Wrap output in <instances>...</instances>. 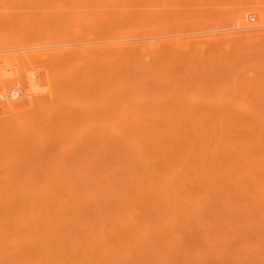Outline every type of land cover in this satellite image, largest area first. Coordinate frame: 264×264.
<instances>
[{
	"label": "bare ground",
	"instance_id": "obj_1",
	"mask_svg": "<svg viewBox=\"0 0 264 264\" xmlns=\"http://www.w3.org/2000/svg\"><path fill=\"white\" fill-rule=\"evenodd\" d=\"M73 1L75 8L62 18L74 44L27 52V41L25 51L19 49L22 41L20 47L10 41V50L17 46L25 53L0 56L3 67L21 60L57 70L52 82L45 71V103L32 88L21 90L28 95L17 101L5 93L9 88H2L5 98L0 93L5 106L0 104L12 115L0 119V264H264V8L232 16L244 45L240 40L242 47L230 52L215 46L212 54L231 70L220 67L222 82L197 89L193 82V91L190 83L176 81L177 74L170 76L175 67L165 60L168 51L181 50L180 39L172 41L175 46L151 43L157 55L142 43L154 39L153 31L165 34V22H157L160 12L148 28L139 10H128L147 0H130L129 6L120 0ZM107 7L128 19L111 17ZM225 17L219 20L228 26ZM214 22L208 27L221 29ZM207 34H198V48L204 39L216 43ZM183 57L178 56L182 63ZM65 67L68 76L62 79ZM19 73L8 82L15 88L33 85V76L27 81Z\"/></svg>",
	"mask_w": 264,
	"mask_h": 264
},
{
	"label": "rangeland",
	"instance_id": "obj_2",
	"mask_svg": "<svg viewBox=\"0 0 264 264\" xmlns=\"http://www.w3.org/2000/svg\"><path fill=\"white\" fill-rule=\"evenodd\" d=\"M66 0H61V2L59 1V0H0V46L2 47V48H4L5 46H6V44H8V46H6L5 48L6 49H12V47L11 46H9V45H13V44H11V42L10 41H12V43H14L15 44V42H17L18 44H17V46H19L20 47V45H19V42H23V44L21 45V47L19 48L20 49V51H22V48L23 47H25L26 46V43H27V46L25 47V49L27 50V52H38V51H45L46 49L45 48H47L48 50H49V52L50 51H52L51 49H52V47L54 48V49H57V47L58 46H60L61 47V45H63V44H71L72 42H73V44L75 43L74 42V37H73V34H72V28H70L71 29V31H69L70 29L69 28H65V27H67L66 26V23L64 22V18H62V15H63V17H65L66 18V16H64V14L66 13V12H68L69 10H70V8L72 7V2L73 3H75L73 0H67L66 2H68V4L65 2ZM116 1V0H115ZM143 1H145V0H143ZM189 1V0H188ZM188 1L187 0H184V1H182V0H147V1H145V2H143V3H141V5L140 6H138V7H129L128 8V10H131V9H136V10H139L141 13H142V15H141V17H142V19H143V22L145 23V25L149 28V26H151V24L152 25H155L154 24V22H156V20H154V19H156V17H154L158 12H160V14H158L159 15V18L160 17H162L163 16V19L162 18H160V20L158 21V18H157V22H170V25H174V28L176 27V25H178V23L177 22H181L177 27L178 28H173L172 26H170L169 25V23L168 24H162L161 26H165V28H164V26L162 27V28H164V29H160L161 28V26H160V30H162V32H165V34H167L166 36H162V35H165L164 33L163 34H160L158 31L157 32H155V31H153L154 32V34H156L157 33V35H158V37H156L154 34L152 35V37L154 38V39H152L151 41L150 40H143L142 41V43H147L148 44V47L150 48L149 50H150V52H151V49L153 50V52L152 53H154V55L156 54H158L159 53V51L157 50V49H155L154 47H153V45L151 44V43H155V42H159V41H162L163 42V44L165 43V44H167V42L169 41V43L170 42H172L173 40H177V39H180L181 40V45H179L180 47L181 46H183V48H180L179 47V49H183L182 50V52H180L181 50H174V48H173V52L172 51H168V52H170L171 53V55H170V53H168V55H167V58L165 59V60H167V59H170V60H172V62L171 63H173L174 64V66L173 67H175L174 69L172 68V70H171V75L170 76H172L173 77V75L172 74H177V82H179L180 81V78H181V83H184L183 85L185 86H189L190 85V87H191V89L194 91V87H192V85L193 86H196V89H197V87H199V85L200 86H202L203 84H204V86L206 85V87H209L210 86V88L213 86V88H214V86H216V85H218L220 82H222L221 81V76H219V74H220V72H218L219 70H220V67H223L224 65H222V66H220L222 63H219L217 60H215L214 61V58L212 57V54L213 53H216V50L214 49L215 48V46H217V48L216 49H227V51H229V50H231V47H234L233 48V50L237 47L238 48V46L240 47L241 45H244V43H245V35H243V34H241V30L239 31V29L237 28H234V22H231L232 21V16L233 15H236V14H242V13H244V12H248V10L251 8V7H259V8H264V0H191V1H189L190 3V5L188 4ZM5 4H4V3ZM71 2V3H70ZM120 2L121 3H125V5H128V4H130V3H132L130 0H120ZM182 2H183V5H185V3L187 4V5H189V6H187V5H185V7L182 5ZM253 2V3H252ZM65 3V4H64ZM250 3H252V4H250ZM70 4V5H69ZM116 4V3H115ZM140 4V3H139ZM179 4H180V6H179ZM131 5V4H130ZM181 5L183 6V7H181ZM59 6V7H58ZM129 6V5H128ZM72 8H75L74 6L72 7ZM72 11H76V10H74V9H71ZM105 10H106V12L108 11V12H110L109 14H110V16L111 17H114V18H121L122 16L120 15L121 13H120V11H118V9L117 8H114V7H107V8H105ZM63 11H65V12H63ZM164 11V12H163ZM63 12V13H62ZM55 13V14H54ZM114 13L115 15H112V14ZM155 13V14H154ZM171 13V14H170ZM5 14V15H4ZM10 14V15H9ZM51 14H52V17H51ZM166 14L168 15L167 17H166ZM59 15V16H58ZM67 15V17L69 16V14H66ZM158 15H157V17H158ZM228 15L230 16V19H229V17H228ZM5 16V17H4ZM121 16V17H120ZM225 16H227L228 17V19H227V17H225ZM18 17V18H17ZM26 18V21H25V18ZM53 17H54V19H53ZM151 17H153V18H151ZM172 17H174V19H176V17L178 18L177 20H171V18ZM223 17H225L224 19H226V20H224L223 19V21H228V22H230V23H228L227 22V24H229L231 27H229L228 28V26L223 22H221L219 19H222ZM13 18V19H12ZM23 18V19H22ZM123 19L125 18L126 20L128 19L126 16H124V17H122ZM14 19H15V21H14ZM17 19V20H16ZM51 19V20H50ZM57 19V20H56ZM152 19V20H151ZM194 19V20H193ZM2 20L4 21L3 23H2ZM9 20H10V22H9ZM20 20H21V22H20ZM29 20V21H28ZM31 20V21H30ZM54 20V21H53ZM62 20V21H61ZM126 20H123V21H126ZM179 20V21H178ZM219 20V26H221V29H220V27H217V28H219V30L217 29V30H214V31H216V32H214V31H212V28H213V23L212 24H209V23H211V22H214V23H216V21H218ZM229 20H231V21H229ZM25 21V22H24ZM32 21H34V22H32ZM47 21V22H46ZM50 21H52V22H50ZM185 21H186V23H185ZM203 21L204 22H206L207 24L206 25H204V27L205 28H209L208 30H206V31H208V32H206L205 31V29H200V28H204V27H202V26H200V28L198 27V29L197 30H195V28H194V26H197V25H202V23H203ZM209 21V22H208ZM211 21V22H210ZM247 21H248V23H250L251 25H252V23L254 24L255 23V20H253V18L251 17L250 18V16H249V19H247ZM8 23V25H7V23ZM16 22V23H15ZM17 22H19L20 23V25L19 24H17ZM31 22V23H30ZM44 22V23H43ZM60 22H62V23H60ZM64 22V23H63ZM174 22V23H173ZM189 24H188V23ZM252 22V23H251ZM5 23V24H4ZM9 23H11V24H9ZM24 23H26V25H24ZM51 23V24H50ZM53 23V24H52ZM55 23V24H54ZM191 23H192V26H193V28L194 29H192L193 31H191L190 29H191V27H190V25H191ZM193 23H194V25H193ZM216 23V24H217ZM232 23V24H231ZM2 24H4V25H2ZM31 24V25H30ZM43 24V25H42ZM46 24V25H45ZM157 24V23H156ZM195 24H197V25H195ZM217 24V25H218ZM224 24H225V27H223L224 26ZM57 25V26H56ZM63 25H65V27L63 26ZM170 26L171 28H172V30L173 31H169L170 30V28L168 29V27H166V26ZM208 25L210 26V25H212L211 27H208ZM31 26V27H30ZM47 26H48V28H47ZM53 26H55V27H53ZM125 26H129V24H127V25H125ZM190 27V29H188V27ZM215 26V25H214ZM226 26H227V28H226ZM50 27V28H49ZM68 27H71V24H68ZM181 27H183L182 28V30L180 29ZM236 27V26H235ZM32 28H36V29H32ZM44 28H45V30H44ZM54 30L53 32H52V29ZM55 28V29H54ZM59 28V29H58ZM62 28V29H61ZM184 28H185V30L186 31H183L184 30ZM210 28H211V30H210ZM32 29V30H31ZM50 29V30H49ZM67 29V31L68 32H66V31H64V30H66ZM69 29V30H68ZM168 31V32H170L169 34L171 35H168V33L166 32V30ZM180 29V30H179ZM223 29V30H222ZM31 30V31H30ZM37 30V31H36ZM40 30V31H39ZM44 30V31H43ZM62 30V31H61ZM159 30V31H160ZM165 30V31H164ZM211 32H210V31ZM238 30V31H237ZM33 31V32H32ZM45 31H47V32H45ZM49 31H51V33L49 32ZM59 31V32H58ZM174 31H176V33L174 32ZM180 31H182V32H180ZM194 31H198V32H194ZM222 31V32H221ZM227 31V32H226ZM233 31H235V33L238 35L239 33V35L237 36H235V34H234V32ZM71 32V33H70ZM161 32V31H160ZM173 32V33H172ZM180 32V35H178V33ZM184 32V33H183ZM186 32V33H185ZM193 32V33H192ZM224 32H225V35H224ZM229 32V33H228ZM238 32V33H237ZM28 34V35H30L31 33V35H32V38H31V35L30 36H26L25 34ZM60 33V34H59ZM172 33V34H171ZM208 33V34H207ZM220 34V37H217V36H214L215 34ZM226 33L228 34V35H230V40H228V38H229V36L227 35V37H226ZM234 35H233V34ZM22 34H24L23 36H22ZM38 34H40V35H38ZM176 36H175V35ZM184 34H186V36L184 35ZM196 36H195V35ZM198 34L199 35H201V37H202V35L204 34H207V37L208 38H210V41L212 40L213 41V39H211V38H214V42H215V38H217L216 40L218 41V39H223V37H225L224 39H223V41H220L219 40V43L216 41V43L215 44H213V45H209V40H207V39H204V40H206V42L205 43H208V44H205L204 43V41L202 40V43H204L203 45H202V43H201V47H199L198 48V46H200V45H197V42H195V40L196 41H198V39L200 40V36L198 37ZM233 35V39L235 38V37H237L236 39H231L232 38V35ZM37 35H38V37H40L41 35V37L40 38H38L37 37ZM45 35H47V36H45ZM49 35L51 36L50 37V39H49ZM70 35H72V36H70ZM142 35H145V34H142ZM190 35V36H189ZM191 35H193V36H191ZM224 35V36H223ZM2 36V37H1ZM11 36V37H10ZM34 36V37H33ZM59 36H61V37H59ZM70 36V37H69ZM161 36H162V39H161ZM169 36V37H168ZM175 37V39H174V37ZM180 36V37H179ZM185 36V37H184ZM191 38H189V37ZM195 36V37H194ZM4 37H6V38H4ZM9 39H8V38ZM37 37V39H35ZM44 37H46V39H48V40H46ZM195 39H194V38ZM198 37V38H197ZM206 37V36H205ZM12 38V39H11ZM19 38V39H18ZM22 38V39H21ZM30 40H29V39ZM69 38V39H68ZM164 38H166L165 40H163ZM172 38V39H171ZM187 38V42L189 41V46H190V51H187V46H188V44L186 45V40H184V39H186ZM197 38V39H196ZM227 38V43H225V44H222V42H224V40ZM4 39V40H3ZM11 39V40H10ZM13 39H14V41H13ZM21 39V40H20ZM24 39H25V41H24ZM31 39H33L32 41L33 42H35V43H33L32 41H31ZM59 39V40H58ZM145 39H146V37H145ZM202 39H203V37H202ZM242 39H244V40H242ZM7 40V41H6ZM17 40V41H16ZM44 40V41H43ZM71 41L70 43H65V42H68V41ZM73 40V41H72ZM243 41V42H241V43H243V44H241V45H239L238 44V42L239 41ZM27 41V42H26ZM37 41V42H36ZM55 41V42H54ZM155 41V42H154ZM166 41V42H165ZM230 41H231V43H230ZM8 42V43H7ZM26 42V43H25ZM43 43V44H41V43ZM46 42V43H45ZM49 42V43H48ZM51 42V43H50ZM199 42V41H198ZM213 42V43H214ZM59 43V44H58ZM174 42H172V44H171V46L173 45V46H175V44H173ZM2 44V45H1ZM3 44H4V47H3ZM32 44V45H31ZM37 44V45H36ZM41 44V45H40ZM169 44V45H170ZM198 44H200V43H198ZM212 44V43H211ZM217 44V45H216ZM218 44L220 45V46H225L226 44V46L225 47H219L218 46ZM228 44H229V46H230V44H232L231 46H230V49L229 48H227V47H229L228 46ZM237 44H238V46H237ZM23 45H25V46H23ZM52 45V47H50ZM55 45V46H54ZM169 45H166V46H169ZM196 45H197V47H196ZM206 45V46H205ZM236 45V46H235ZM14 46V45H13ZM17 46H15L16 47V49H17ZM29 46H31V47H29ZM40 47V49H38L39 47ZM41 46H42V48H41ZM45 46V47H44ZM48 46H49V48H48ZM207 46H209V47H207ZM254 46V45H253ZM14 47V48H15ZM27 47H29V48H31V49H28ZM36 47V48H35ZM38 47V48H37ZM163 47H165L164 45H163ZM204 47V48H203ZM206 47V48H205ZM242 47V46H241ZM4 48V49H5ZM166 48V47H165ZM168 49H169V47H167ZM166 48V49H167ZM186 48V49H185ZM189 48V47H188ZM236 48V49H237ZM1 49V48H0ZM16 49H14V50H6L7 52H4L5 50H3V52H2V49H1V52H0V56L2 57V55H15V53L17 54V51L19 52L18 54H23V53H25V52H20L19 50H16ZM25 49L23 48V50L25 51ZM58 49H59V47H58ZM162 49H164V48H162ZM166 49H164L163 51H165ZM177 49V48H176ZM205 49H207V50H205ZM208 49H209V51H208ZM29 50V51H28ZM32 50V51H31ZM47 50V51H48ZM169 50H171V49H169ZM16 51V52H15ZM208 52V53H204V52ZM232 51V50H231ZM10 54H9V53ZM13 54H12V53ZM178 52H180V53H178ZM192 52H194V54L192 53ZM230 52V51H229ZM1 53H5V54H1ZM186 54L185 56L184 55H182V54ZM189 53V55H187ZM228 53V52H227ZM167 54V53H166ZM173 54H174V56H173ZM179 54V55H178ZM193 54V55H192ZM196 54V55H195ZM202 54H205V56H203L202 57ZM210 54V55H209ZM200 55H201V57H200ZM166 56V55H165ZM178 56H179V58L182 56H184L183 58L184 59H187V60H184L183 59V63H184V61L187 63H185L184 65H183V63H182V60L181 59H178ZM188 56V57H187ZM192 56H194V57H192ZM196 56H198L197 58H196ZM210 56V57H209ZM16 57L18 58V55H16ZM186 57V58H185ZM17 58H11V59H13V61H16L17 60ZM165 58V57H164ZM192 58V59H191ZM195 58V59H194ZM202 60H201V59ZM206 58H208V60L205 62V59ZM210 58V59H209ZM213 58V59H212ZM11 59H10V61H11ZM16 59V60H15ZM19 59V58H18ZM212 59V60H211ZM188 60H190V61H188ZM196 61V63L197 64H194V62L193 61ZM13 61H11V62H13ZM178 61V62H177ZM192 61V62H191ZM164 62H166V61H164ZM167 62H168V60H167ZM170 62H168V63H170ZM198 62H200V63H198ZM207 62H209V63H207ZM211 62H213V63H211ZM214 62H215V64H214ZM216 62H218V64L216 63ZM7 63V65L8 66H4L3 67V64H4V62L3 61H0V65H2V69H1V71H0V73L2 74V75H0V77H3L4 75H6V76H4L3 78H2V80H5L4 81V84L3 85H0V93L2 94H0L2 97L4 96V98L7 96L6 94H8L9 92V94L8 95H11V93H12V95L14 96L12 99H14L15 101H17V99H19L20 97V99H22V98H24V96H27L28 95V92L26 93L27 95H25L24 93H22V92H20L21 90L23 91V92H26L27 91V89H30L31 90V88L34 90V92H36L35 94H36V97H37V95H39L38 97L40 98V97H42V100H40L39 102L40 103H45L47 100H48V95H47V90H45V92H41L42 90L41 89H44L43 87L45 86L46 88H47V82H46V78H45V76H46V74H50V73H48V72H50L51 71V69L48 67V66H46V64H43V63H34V64H31V63H27V61H23L22 63H21V60H17V63L18 64H20V67H18L17 65L18 64H16V62H13L14 64L12 65V69L9 67V66H11V65H9L8 63L9 62H6ZM205 63V64H204ZM211 63V64H210ZM12 64V63H11ZM166 64V63H165ZM188 64H189V66H188ZM191 64H193V65H191ZM201 64V65H200ZM213 64V65H212ZM28 65H30V66H28ZM33 65V67L32 68H30L31 66ZM191 65V66H190ZM197 65V66H196ZM204 65H205V69H204ZM206 65L208 66L209 65V68H207L206 69ZM215 65V66H214ZM16 67V69L18 70H15L14 68ZM25 67L26 66V68H23V69H26V70H23V69H21V67ZM42 66V67H41ZM167 66V65H166ZM176 66H179V67H176ZM184 66H187L186 68H189V67H191L190 69H192V66H193V69L192 70H190V69H188V70H185L186 68H184ZM199 66V67H198ZM200 66H202V67H200ZM219 66V68L217 69V67ZM229 66V65H228ZM7 67V68H6ZM39 67V68H38ZM167 67H170V65H168ZM197 67V68H196ZM215 67V68H214ZM231 67V66H230ZM28 68V69H27ZM34 68V69H33ZM178 68V72L176 73V71L177 70H175V69H177ZM4 69V70H3ZM184 71H183V70ZM199 69H200V71H199ZM209 69V70H208ZM217 69V70H216ZM222 69V68H221ZM229 69V67H223V69H222V71L221 72H223V70L224 71H227ZM4 72H3V71ZM11 70V72H9ZM13 70V71H12ZM16 71V73L18 74V72H20L19 73V75H20V77H24L23 79H25V80H27L28 78H32L31 76H33V80H32V82H34L33 83V85H30V87L27 85L26 87H24V88H22V86L21 85H17L16 86V88H15V83H13V84H15L14 86L12 85V82H8L10 79V81H12L13 79L11 78V76H14L13 78L15 79V75H16V73H15V71ZM23 72H22V71ZM32 70V71H31ZM47 70V73L45 72ZM229 70H231V69H229ZM228 70V71H229ZM56 69H54V70H52L51 71V76H49V79H50V81L52 82V79H51V77L53 76V73L52 72H55L56 73ZM187 71H189V72H187ZM191 71V72H190ZM200 72V74L198 75L197 73L198 72ZM202 71V72H201ZM207 71V72H206ZM211 71V72H210ZM233 71L235 72V70H234V68H233ZM232 71V72H233ZM3 72V73H2ZM28 72H30V73H28ZM33 72L35 73V74H33ZM61 72H63V73H61ZM67 67H65V68H62L60 71H59V76H60V74H62L61 76H63L62 77V79H65L66 77L65 76H68L67 75ZM179 72H180V74H179ZM197 72V73H196ZM210 72V73H209ZM218 72V73H217ZM26 73V74H25ZM28 73V74H27ZM46 73V74H45ZM58 73V72H57ZM167 73H169V71L167 72ZM190 75V73H192L190 76L188 75V74ZM206 73H207V77L209 78V80H208V78L207 77H205L206 76ZM217 73V74H216ZM15 74V75H14ZM22 74H25V75H22ZM36 74H38V75H36ZM174 74V75H175ZM179 74V75H178ZM197 74V75H196ZM203 74V75H202ZM10 75V76H9ZM27 75H28V78H27ZM169 75V74H168ZM188 75V76H187ZM205 75V76H204ZM9 76V77H8ZM26 76V77H25ZM39 76V77H38ZM213 76V77H212ZM6 77H8V78H6ZM35 77V78H34ZM171 77V78H172ZM174 77H176V76H174ZM187 77V78H186ZM189 77H191L190 79H189ZM5 78V79H4ZM16 78L18 79V77H17V75H16ZM27 78V79H26ZM194 80H193V79ZM173 79V78H172ZM183 79V80H182ZM187 79V80H186ZM189 79V80H188ZM214 79H216V80H214ZM16 80V79H15ZM179 80V81H178ZM192 80V81H191ZM212 80V81H211ZM28 81V80H27ZM38 81V82H37ZM182 81H184V82H182ZM188 81H190V82H188ZM209 81H211V82H209ZM7 82V83H6ZM194 82V83H193ZM22 83V82H21ZM36 83H37V85H36ZM46 83V84H45ZM180 83V84H181ZM190 83V84H189ZM193 83V84H192ZM209 83V84H208ZM189 84V85H188ZM196 84V85H195ZM199 84V85H198ZM202 84V85H201ZM25 85V84H24ZM40 85V86H39ZM182 85V86H183ZM212 85V86H211ZM2 86V87H1ZM11 86H13L12 88H11ZM19 86H21V88L22 89H20V87ZM37 87V88H36ZM2 88H9V90H7L5 93L6 94H4L3 93V89ZM11 88V89H10ZM41 88V89H40ZM40 89V90H39ZM26 90V91H25ZM40 91L39 93L37 92V91ZM2 91V92H1ZM29 91V90H28ZM44 91V90H43ZM15 92H17L18 94H19V96H16V94H15ZM32 92V91H31ZM20 93H22V94H20ZM4 94V95H3ZM18 97V98H17ZM45 97V98H44ZM46 97H47V99H46ZM3 98V102H4V99ZM1 100H0V103H2V105H3V102H2V98H0ZM11 99V100H12ZM14 100H12V101H14ZM36 100V99H35ZM38 100V99H37ZM36 100V101H37ZM15 101H14V103H15ZM21 102H22V100H21ZM21 102H19V100H18V103H21ZM18 103H16L15 105H17ZM1 104H0V106L2 107V109H3V106H5V105H3L2 106ZM1 107H0V119L2 118V115L4 116V117H7L8 118V120H10L9 119V117L8 116H10V113L7 111V110H5V108L3 109V111L1 110ZM25 110H27L26 109V107H25ZM25 110H24V114L25 115H27V114H29V112L28 113H26L25 112ZM2 111V112H1ZM23 113H21V114H23ZM19 115V114H18ZM23 117H24V115H22ZM3 117V118H4ZM10 117H12V115L10 116ZM16 117V116H15ZM16 118H18V116L16 117ZM19 118H20V115H19ZM18 118V119H19ZM12 119V118H11ZM4 120V119H3ZM2 121L0 120V123H1ZM4 122V121H3ZM2 124V123H1ZM0 138H1V136H0ZM0 141H1V139H0ZM26 164V163H25ZM24 166V165H23ZM28 166V165H27ZM26 166V167H27ZM25 167V166H24ZM25 167V168H26ZM14 169H16L15 167H14ZM17 169H18V167H17ZM24 169V168H23ZM29 169L31 170V166L29 167ZM21 170H22V168H21ZM24 170H27V168L26 169H24ZM0 171L2 172V169L0 168ZM28 172V171H27ZM22 173H23V171H22ZM18 176V175H17ZM23 176H25V175H23ZM19 177V176H18ZM18 177H16V180L17 181H22L23 182V178H21V176H20V178H18ZM20 179V180H19Z\"/></svg>",
	"mask_w": 264,
	"mask_h": 264
}]
</instances>
